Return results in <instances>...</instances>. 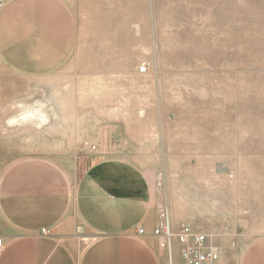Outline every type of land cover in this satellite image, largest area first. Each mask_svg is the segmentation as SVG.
Wrapping results in <instances>:
<instances>
[{
	"label": "rangeland",
	"instance_id": "obj_1",
	"mask_svg": "<svg viewBox=\"0 0 264 264\" xmlns=\"http://www.w3.org/2000/svg\"><path fill=\"white\" fill-rule=\"evenodd\" d=\"M10 11L0 106L26 133L19 159L75 178L111 165L150 202L153 229L209 234L225 264L258 254L264 0H19Z\"/></svg>",
	"mask_w": 264,
	"mask_h": 264
},
{
	"label": "crops",
	"instance_id": "obj_2",
	"mask_svg": "<svg viewBox=\"0 0 264 264\" xmlns=\"http://www.w3.org/2000/svg\"><path fill=\"white\" fill-rule=\"evenodd\" d=\"M18 1L0 0L1 19ZM2 108L0 264H169L148 221L150 202L129 175L97 164L75 178L43 159H19L26 133L19 136L17 115ZM173 259L180 263L176 241ZM240 264H264V245Z\"/></svg>",
	"mask_w": 264,
	"mask_h": 264
},
{
	"label": "built area",
	"instance_id": "obj_3",
	"mask_svg": "<svg viewBox=\"0 0 264 264\" xmlns=\"http://www.w3.org/2000/svg\"><path fill=\"white\" fill-rule=\"evenodd\" d=\"M140 234L144 230L139 231ZM158 239L160 248L169 254V264H177L173 259V245H180V263L178 264H221L223 255L222 247L213 242L209 234L194 230L190 226H182L175 231L169 222L161 225L153 231ZM2 239L0 238V246Z\"/></svg>",
	"mask_w": 264,
	"mask_h": 264
}]
</instances>
